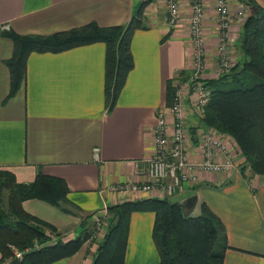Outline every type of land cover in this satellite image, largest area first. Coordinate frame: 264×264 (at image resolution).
<instances>
[{
	"label": "crops",
	"instance_id": "1",
	"mask_svg": "<svg viewBox=\"0 0 264 264\" xmlns=\"http://www.w3.org/2000/svg\"><path fill=\"white\" fill-rule=\"evenodd\" d=\"M187 1L181 0L184 19L171 26L165 0H0V168L11 170L22 183L32 181L37 173L65 181L67 200L81 211L61 203L71 211L67 213L37 199L21 204L62 237L72 238L85 228L91 233V219L82 224L85 217L123 201L176 196L181 204L196 197L191 214L200 212L204 203L223 226L229 246L223 264H264V178L247 169L242 173L241 166L228 175L200 173L198 184H186L169 197L111 190L146 180L145 160L154 147L156 114L167 107V82L172 80L176 88L192 74ZM144 2L145 28L136 30L130 42L133 68L111 109L105 98L106 47L101 42L61 53H31L24 82L7 98L10 74L3 61L12 55L13 44L6 32L49 35L89 22L126 26ZM213 2L203 0V80L218 78L219 30ZM238 3L229 0L232 65L243 57L236 46L243 22L233 17ZM185 106L193 159L197 120L188 96ZM153 223L151 212L131 214L125 250L128 264H158ZM95 251L89 239L74 255L52 264H92Z\"/></svg>",
	"mask_w": 264,
	"mask_h": 264
},
{
	"label": "trees",
	"instance_id": "2",
	"mask_svg": "<svg viewBox=\"0 0 264 264\" xmlns=\"http://www.w3.org/2000/svg\"><path fill=\"white\" fill-rule=\"evenodd\" d=\"M239 2L257 8L244 19L238 34L236 46L243 57L227 73L204 81L210 97L201 124L234 141L243 157L242 173L248 169L264 178V8L255 0ZM146 3L126 26L89 22L49 35L6 32L13 44L12 55L3 61L10 74L7 98L14 96L24 82L26 60L31 53H61L101 42L106 47L105 98L111 109L133 68L130 42L136 30L145 28ZM174 92L170 80L166 85L167 107ZM67 194L68 188L61 178L37 173L32 181L22 183L16 181L11 170L0 168V264H9L15 249L23 251L20 264H52L78 252L90 239V231L85 228L72 238L62 237L54 226L25 212L21 206L25 200L37 199L67 213L71 211L61 207V203L81 211L67 200ZM187 209L168 198L127 200L110 206L106 210V230L97 243L92 264H128L125 250L134 212L154 214L151 235L158 264H223L229 246L221 222L204 203L197 216H186ZM94 214L87 215L82 224L89 218L92 221Z\"/></svg>",
	"mask_w": 264,
	"mask_h": 264
},
{
	"label": "built area",
	"instance_id": "3",
	"mask_svg": "<svg viewBox=\"0 0 264 264\" xmlns=\"http://www.w3.org/2000/svg\"><path fill=\"white\" fill-rule=\"evenodd\" d=\"M168 23L175 26L184 19L181 15V0H165ZM188 33L192 50V74L181 86H176L170 106L159 109L156 124L153 128L154 147L145 160L146 180L142 183L130 182L111 187L113 191L122 193L151 192L164 197L183 191L186 184L199 183V174L228 175L243 162L233 140L213 128L201 127L204 107L210 97V89L205 85L203 73L205 69V17L203 0H188ZM213 9L218 36V59L215 73L219 77L227 73L232 66L230 47L233 39L228 33L230 25L229 0H214ZM242 22L247 17L246 6L238 3L233 14ZM6 29V27H4ZM186 96L191 101V113L197 120L194 128L195 158L191 159L189 147L192 143L190 128L186 123ZM97 151V149H95ZM106 210L93 215L92 221L99 225L106 219ZM25 250L24 252H27ZM14 259L20 260L23 251L15 249Z\"/></svg>",
	"mask_w": 264,
	"mask_h": 264
},
{
	"label": "rangeland",
	"instance_id": "4",
	"mask_svg": "<svg viewBox=\"0 0 264 264\" xmlns=\"http://www.w3.org/2000/svg\"><path fill=\"white\" fill-rule=\"evenodd\" d=\"M256 1V3L259 5V6H261V7H263L264 8V0H255ZM257 8L254 6V5H247L246 6V10H247V12H249V13H252L253 11H255ZM233 143H234V141H233ZM234 145L236 146V144L234 143ZM236 148H237V146H236ZM238 149V148H237ZM238 155H239V157H241V159H243V157L241 156V154H240V152H239V150H238ZM241 163H242V161H241ZM240 163V164H241ZM248 170V169H247ZM249 171V170H248ZM250 172V171H249ZM251 173V172H250ZM252 174V173H251ZM253 175V174H252ZM175 198H176V196H173V197H169L168 198V200L170 201V202H176L177 200H175ZM200 212H199V210H196L193 214H192V216H197L198 214H199ZM92 223H93V221H92ZM105 230H106V220L105 219H102L101 221H100V224L99 225H97L96 226V224H94L93 223V225H92V232H91V236H90V242H91V245L92 246H96L97 247V243H99V241H101V239H102V237H103V235H104V232H105Z\"/></svg>",
	"mask_w": 264,
	"mask_h": 264
},
{
	"label": "water",
	"instance_id": "5",
	"mask_svg": "<svg viewBox=\"0 0 264 264\" xmlns=\"http://www.w3.org/2000/svg\"><path fill=\"white\" fill-rule=\"evenodd\" d=\"M196 201H197L196 197H193L192 199H186L181 203L182 208H188V210L185 213L186 216H189L193 212ZM9 264H20V261L17 259H13Z\"/></svg>",
	"mask_w": 264,
	"mask_h": 264
}]
</instances>
